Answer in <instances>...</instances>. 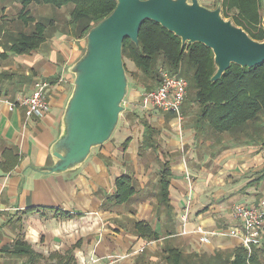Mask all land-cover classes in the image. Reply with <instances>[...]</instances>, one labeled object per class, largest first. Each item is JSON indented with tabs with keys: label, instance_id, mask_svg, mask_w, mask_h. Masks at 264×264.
<instances>
[{
	"label": "crops",
	"instance_id": "1",
	"mask_svg": "<svg viewBox=\"0 0 264 264\" xmlns=\"http://www.w3.org/2000/svg\"><path fill=\"white\" fill-rule=\"evenodd\" d=\"M199 1L205 8L215 2ZM66 9L31 2L24 11L21 0H0V250L22 237L45 256L74 248L76 264L94 254L100 264L113 256L126 257L113 264H214L215 257L232 258L239 239L208 236L206 242L200 231H243L234 207L264 200V147L257 125L246 133L222 134L208 122H179L171 113H163L160 123L134 125L125 119L81 168L52 176L37 171L52 166L49 150L59 138L74 82L69 68L85 41L71 33ZM33 34L44 42L30 54L20 53L19 42ZM39 83L48 85L49 111L28 120L26 109L16 105ZM138 95L124 102L128 112L138 107ZM125 176L133 194L120 202L116 183ZM32 208L39 211L27 214Z\"/></svg>",
	"mask_w": 264,
	"mask_h": 264
},
{
	"label": "water",
	"instance_id": "2",
	"mask_svg": "<svg viewBox=\"0 0 264 264\" xmlns=\"http://www.w3.org/2000/svg\"><path fill=\"white\" fill-rule=\"evenodd\" d=\"M117 8L87 33L85 51L69 68L72 93L61 117L59 138L51 145V167L44 175H60L81 168L93 149L109 142L118 128L129 94L123 61V42L139 46L142 24L151 20L181 39L183 46L202 44L211 49L216 74L222 79L232 65L264 64V41L256 42L226 20L221 7L210 10L199 0H114ZM264 13V2H263Z\"/></svg>",
	"mask_w": 264,
	"mask_h": 264
},
{
	"label": "trees",
	"instance_id": "3",
	"mask_svg": "<svg viewBox=\"0 0 264 264\" xmlns=\"http://www.w3.org/2000/svg\"><path fill=\"white\" fill-rule=\"evenodd\" d=\"M24 11L31 2L42 6L50 5L58 10L71 7L68 23L71 33L75 37L84 39L87 33L99 22L105 20L117 8L114 0H21ZM264 0H222V14L225 19L231 16L233 24L242 28L250 38L256 42L264 41L263 27ZM28 12L25 13L27 15ZM44 42V38L24 37L18 44V51L30 54ZM123 58H129L144 75L156 80L157 86L162 82L161 69L165 65L171 68L174 76H181L185 60L187 68L193 70L195 101L199 104L198 120L208 122L214 131L219 133L247 132L250 126L260 127L261 114H264V64L252 69L232 65L222 79L212 82L216 74L215 58L211 49L195 43L183 46L181 39L162 28L159 24L148 20L140 29L139 46L129 39L123 42ZM125 70L127 68L125 64ZM148 88L146 91H151ZM264 147V140L262 141ZM169 167L166 166L161 174V183L166 187L170 180ZM264 179V176H262ZM131 178L122 177L116 183L117 199L125 202L133 194ZM166 193V191H165ZM38 212L29 209L26 213ZM145 232L150 238L148 227ZM74 248L65 254L57 253L46 257L35 252L33 247L22 237L16 239L11 247H4L0 253L24 260L28 264L49 261L54 264H76ZM180 257V256H179ZM213 261L214 264H264V245L254 247L251 255L243 247H237L232 258ZM25 263V264H26ZM11 264V263H8Z\"/></svg>",
	"mask_w": 264,
	"mask_h": 264
},
{
	"label": "built area",
	"instance_id": "4",
	"mask_svg": "<svg viewBox=\"0 0 264 264\" xmlns=\"http://www.w3.org/2000/svg\"><path fill=\"white\" fill-rule=\"evenodd\" d=\"M48 88L46 83L36 85L35 92L31 96L22 97L18 100L16 106L26 109L28 120L42 117L49 111V105L45 96V90ZM189 83L183 77L174 76L165 72L162 74V82L150 92H146L142 98L144 109H156L162 113L174 114L179 122L182 121V107L188 95ZM10 109L15 108V104L8 103ZM235 217L242 222L243 231L233 228L229 233L224 232H200L204 234L203 241H208L209 237H233L240 240V246L245 248L251 255L253 248L261 244L264 234V200L257 206L240 204L234 207ZM209 236V237H208ZM126 257L113 256L109 264L119 262ZM86 264H100V259L94 254Z\"/></svg>",
	"mask_w": 264,
	"mask_h": 264
},
{
	"label": "rangeland",
	"instance_id": "5",
	"mask_svg": "<svg viewBox=\"0 0 264 264\" xmlns=\"http://www.w3.org/2000/svg\"><path fill=\"white\" fill-rule=\"evenodd\" d=\"M214 1H215L214 4L211 7H209V8H211L210 10H216L218 7H221V14H222V6H221L222 0H214ZM201 5L203 6V4H201ZM71 9H72L71 7H67L65 14L69 15V13L71 12ZM222 16H223V14H222ZM226 20L231 21V16ZM263 27H264V23H263ZM83 40H85V41L83 42V46L81 47L82 50L79 52V57L81 55H83V53L86 49L85 48L86 38H84ZM123 61L126 64V68H127L126 76H128V79H129V90L130 91H129L128 97H130V96L132 97V95L135 93H139V95H138L139 97H138V100L136 102L138 107L135 108L134 110L132 109V111H134V112L133 113L128 112L129 110L125 109L123 114L120 116V119H119L120 122H119L117 130H120L122 128V126L124 125L125 119L132 120L134 122L133 123L134 125H136V123H135L136 121H138V124L160 123L161 119H163L162 118L163 113H161V112H159L153 108L151 110H146V109H144L143 104H142V98H143L144 94L146 92H149L146 90L148 88L155 89L157 87V83H156L157 81L151 79L152 78L151 76L149 77V76L144 75L140 70H138L135 67L134 63L129 58H127V57L123 58ZM186 61L187 60H185V62L183 64L181 77L185 78L187 80V82L189 83V91H188V95L186 97V100L184 102L185 104L181 110V113H182L181 118H182V121H196V120H198L199 104L196 103V101H195L196 88L193 87L194 86V82L192 79L193 70H189L187 68L188 63ZM171 70H172L171 68H168V66L165 65L163 67V69H161L160 75L165 74V72L173 75V72ZM72 88H73V85L70 88V92L72 91ZM136 111H138L140 113V116L138 114H134ZM166 118H167L166 121L168 122L170 119L168 118V116ZM171 119L173 120L174 118L171 117ZM176 119H178V118L176 117ZM261 121L264 122V114H261ZM177 122H178V120H177ZM147 131H146V133H148ZM153 135H155V134H153ZM231 139H235L234 140L235 142L239 141L234 136L233 137L231 136ZM259 139H260V143L262 144V141L264 140V132L263 131L259 132ZM243 204H246V201H243ZM50 254H52V253L49 252L46 256L49 257ZM4 258H9V256L4 255L3 253H0V259H4ZM27 260L28 259L26 258L24 261V264L26 263ZM20 263H23V262H20ZM0 264H2L1 260H0ZM4 264H7V263H4ZM15 264H19V262H16ZM26 264H28V262ZM35 264H54V263L49 262V261H41V263L37 262Z\"/></svg>",
	"mask_w": 264,
	"mask_h": 264
}]
</instances>
